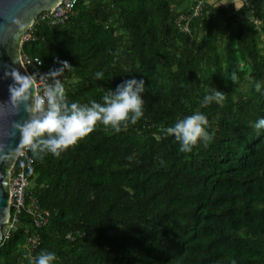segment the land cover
Wrapping results in <instances>:
<instances>
[{"label": "trees", "instance_id": "obj_1", "mask_svg": "<svg viewBox=\"0 0 264 264\" xmlns=\"http://www.w3.org/2000/svg\"><path fill=\"white\" fill-rule=\"evenodd\" d=\"M194 3L79 0L64 23L38 17L22 53L67 63L69 101L101 102L135 77L144 115L118 133L98 124L59 157L29 152L31 196L49 221L37 228L23 212L0 264H32L41 250L55 264H264V130L252 126L264 116V0L207 4L182 32ZM214 88L223 102L202 106ZM194 111L210 139L181 153L163 129Z\"/></svg>", "mask_w": 264, "mask_h": 264}, {"label": "clouds", "instance_id": "obj_2", "mask_svg": "<svg viewBox=\"0 0 264 264\" xmlns=\"http://www.w3.org/2000/svg\"><path fill=\"white\" fill-rule=\"evenodd\" d=\"M65 66L66 62L63 68L47 74L48 79L40 95L37 94L32 75H22L15 69L5 73L12 80L9 85V102L17 107L23 105L25 111L29 113L27 120L16 124L20 132L18 152L22 149L27 150L37 159H42L45 154L59 157L62 152L92 133L98 124L118 133L122 127L135 125L143 117L144 79L135 77L124 79L114 88H108L101 96V102L91 99L84 104L68 100L64 84L59 78ZM93 77L95 80H101L104 72L96 71ZM232 79L235 80V74ZM254 88L256 92L264 95V89L259 81L255 83ZM29 100L31 103H26ZM223 100L224 92L214 88L211 93L203 96L201 104L206 106L215 102L219 105ZM207 125L206 115L194 111L165 127L163 134L174 137L179 152L188 153L200 143L207 146L210 139ZM252 126L257 131L264 130V116L258 117ZM56 260L54 251L41 250L32 264H55ZM232 264H236L235 260Z\"/></svg>", "mask_w": 264, "mask_h": 264}, {"label": "water", "instance_id": "obj_3", "mask_svg": "<svg viewBox=\"0 0 264 264\" xmlns=\"http://www.w3.org/2000/svg\"><path fill=\"white\" fill-rule=\"evenodd\" d=\"M63 1L0 0V244L12 212V171L23 150L17 151L20 132L16 124L29 118L23 105L17 107L9 102L12 80L5 73L15 69L22 75H29L22 59L25 35L39 16L52 13ZM26 103L30 104L31 100Z\"/></svg>", "mask_w": 264, "mask_h": 264}, {"label": "built area", "instance_id": "obj_4", "mask_svg": "<svg viewBox=\"0 0 264 264\" xmlns=\"http://www.w3.org/2000/svg\"><path fill=\"white\" fill-rule=\"evenodd\" d=\"M79 0H64L52 13H44L42 19H50L52 25L64 23L68 20L72 13L76 3ZM223 0H195V3L191 7L190 14L181 15L177 20L178 28L185 33L189 32V25L192 19L202 16L207 4H215L221 6ZM244 4L248 0H231ZM258 23L257 21H255ZM31 34L26 33L24 42L30 39ZM23 65L28 71L29 75L34 77L36 84L37 94H42V90L45 87V83L48 79L50 72L57 70L52 65H47L41 58H32L22 53ZM59 78L62 80L64 87L68 80V74L62 71ZM28 161L32 162L31 156L27 150H22L19 159L16 162L11 176V200H12V212L9 223L5 226L6 234L4 239L10 236L11 230L19 221V217L23 212L29 214L32 218L33 225L37 228H42L49 221V212L44 211L38 200L31 196V181L27 175L29 167ZM32 247L35 248L39 244V238L34 236L31 238Z\"/></svg>", "mask_w": 264, "mask_h": 264}, {"label": "crops", "instance_id": "obj_5", "mask_svg": "<svg viewBox=\"0 0 264 264\" xmlns=\"http://www.w3.org/2000/svg\"><path fill=\"white\" fill-rule=\"evenodd\" d=\"M225 1H226V3L223 4ZM227 1H228V2H227ZM229 2H232V1H231V0H223V1H221V4H219V5H221V6H225V5H227ZM236 4H237V7L239 8V7H240V3L236 2Z\"/></svg>", "mask_w": 264, "mask_h": 264}, {"label": "rangeland", "instance_id": "obj_6", "mask_svg": "<svg viewBox=\"0 0 264 264\" xmlns=\"http://www.w3.org/2000/svg\"><path fill=\"white\" fill-rule=\"evenodd\" d=\"M228 2V1H227ZM226 3V1L223 3V4H225Z\"/></svg>", "mask_w": 264, "mask_h": 264}]
</instances>
